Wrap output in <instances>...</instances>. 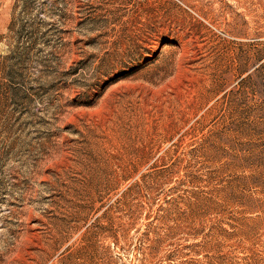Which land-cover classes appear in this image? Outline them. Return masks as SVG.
Listing matches in <instances>:
<instances>
[{
    "label": "rangeland",
    "instance_id": "374dc122",
    "mask_svg": "<svg viewBox=\"0 0 264 264\" xmlns=\"http://www.w3.org/2000/svg\"><path fill=\"white\" fill-rule=\"evenodd\" d=\"M0 264H264V0H0Z\"/></svg>",
    "mask_w": 264,
    "mask_h": 264
}]
</instances>
